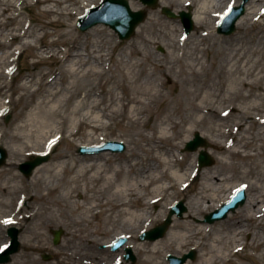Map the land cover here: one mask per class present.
<instances>
[{"label": "bare ground", "instance_id": "bare-ground-1", "mask_svg": "<svg viewBox=\"0 0 264 264\" xmlns=\"http://www.w3.org/2000/svg\"><path fill=\"white\" fill-rule=\"evenodd\" d=\"M34 1L32 4L31 0H0V125L5 115L14 112L6 132L15 143L8 148V166L0 169L3 178L0 230L15 223L10 195L20 188L26 192L36 189V201L59 206L62 213L79 218L73 224L68 247L61 254L57 252L62 260H74L76 256L72 253L76 245L89 240L86 228L93 226L95 220H108L112 214L123 216L124 222L138 235L143 227L158 220L152 217L151 206L164 207L177 192H186L188 181L194 176L199 187L189 199L188 214L184 220H177L164 238L147 242V264H163L166 247L172 243H177L176 253L188 247L198 251L199 260L187 264H235V258L238 264H264V186L258 184L264 182V64L249 58L250 53L260 54L257 50L245 52L241 47L235 54H227L218 65L221 49L216 39H210L215 41L212 66L217 74L229 75L231 83L224 84L220 92L216 85L208 90L207 82L212 78L208 71L205 75L202 70L204 56H210V49L202 45L209 39L200 37L213 36L216 29L214 25L200 34L204 29L203 16L211 13V9L222 12L229 2L238 0H229L222 11L215 9L218 5L213 0H199L193 14L199 26L198 37L180 39V55L172 54L178 49L175 39H149L140 29L137 40L124 49L125 58L120 55V60L115 55L118 45L113 35L105 43L97 42L91 52L80 49L81 38L66 19L71 20L79 9H86L88 0ZM130 2L132 7H137L135 0ZM37 6H44L42 14L50 18V22L42 24V33L25 24L22 18L23 10L31 11L32 15ZM247 13L238 22L240 28L248 20ZM254 15L261 23L264 11ZM151 22L158 23L153 19ZM48 27L57 28L59 39L49 40L53 34L46 31ZM101 27L92 28L87 36L105 33ZM189 40L192 65L183 62L184 47ZM260 40L264 45V38ZM165 41L172 50L165 57L146 52L143 47L153 49ZM25 52L31 70L25 66L23 73H19V59ZM47 62L58 66V74L40 70V65ZM112 63L115 69L111 68L112 76H108L105 64ZM176 65H180V74L189 72L199 82L203 80L201 86L195 90L182 86L178 90ZM161 87H167L169 92L165 94ZM210 118L211 136L222 158L218 159V167L195 174L197 153L185 164L184 157L176 151L192 138L201 124H211ZM114 122L121 130L119 136H136L141 140L139 145L135 143L140 152L129 151L130 161H125L124 166L117 162L109 164L112 157L109 153L79 157L60 152L52 163L39 166L26 184L15 172L23 158L54 150L61 143L74 150L76 146L90 145L79 142L83 137L88 141H105L103 136H107L105 132ZM240 163L249 164V169L241 171ZM227 171L238 172L240 180L248 181L245 186L252 195L221 226L193 224V219L203 217L231 198L232 188L226 184L233 175L227 176ZM38 213L28 216L30 222L23 228L27 249L18 259L33 261V253L42 251L50 240L46 231L56 218L48 216L41 227L33 228L31 224ZM161 214L165 216L167 212ZM7 242L8 238L2 246ZM245 250L254 253L247 254Z\"/></svg>", "mask_w": 264, "mask_h": 264}, {"label": "rangeland", "instance_id": "rangeland-1", "mask_svg": "<svg viewBox=\"0 0 264 264\" xmlns=\"http://www.w3.org/2000/svg\"><path fill=\"white\" fill-rule=\"evenodd\" d=\"M102 0H88L87 4L88 7L86 9H79L76 16H74V18H72L71 20L66 19V21H68L70 24H72L73 26V30L74 32L80 36V49L81 50H86L85 53L91 52L93 50V46L99 42V43H105L106 39H109V36L113 35V39L116 42V44L118 45V52L115 54L118 59L120 60V55L122 56L121 58H125L123 57V53H124V49L127 48V46L130 44L131 41L133 40H137V34H138V30L143 29V34L146 38L149 39H175L176 43L178 44V41L180 39H195L194 37L197 36V27L198 23L195 24L194 22V29L191 31V33L188 36H185V29L184 26L181 22L180 19H173V18H169L167 15H165L162 11L163 7H167L169 9H171L172 11L179 13L180 11H189V8L193 9V14L194 11L196 10V4H198L199 0H159V7L154 8V9H149L148 10V17L146 19L145 22H143L136 30V33L133 35V37L129 40H120L118 34L112 30L109 26H106L104 24H100L98 26H102L101 28L105 29V33H102L100 35H95L94 33L89 34V36H87V32H89V30L85 31V32H81L77 26V20L80 16L85 14V11L93 6H97L99 5V3ZM132 1V0H129ZM255 1V2H254ZM253 3L249 6H247V13L249 17L247 21H245V24L240 28L238 26L237 23V27H236V31L231 34V35H224V34H219L218 33V22L220 20V16H218L220 13L222 14V12H216L214 11V9H211V13L204 15L203 16V20H202V24H203V30H201L199 33L201 34H205L206 32L210 31V29L215 25L216 29H215V35L213 36H203L200 37V39H209V41H205L202 45L203 48H209L210 51V56L209 55H205L204 56V67H203V72L206 75V72L208 71L210 74V77L212 78V80L208 81L207 83H209V87L208 90H211L212 88H214V86L216 85V89L217 92L221 91V87L224 84H229L231 83V77L229 75L226 76H222L220 74H217V70L216 68H214L212 66L211 63V58H213V48L212 47L215 43V41H211L210 39H216L218 41V47L221 49V55L218 58V65L220 64V61L222 59H226L228 56H226L227 54H235L237 52L238 49H240L241 47L244 49L245 52L254 50H257L258 53L256 56H253L251 53L248 54L249 58H254L257 59L259 61H262V63L264 64V45H262L260 42V39L264 38V15L261 18L262 22L259 23L257 20L258 17H256L254 15L255 12H259L260 11H264V0H254ZM135 2L137 3V7L133 8L134 11H138V10H142L145 9L146 7L142 4V2L140 0H135ZM229 2V0H213L212 3L217 4L218 7H216L215 9H220V11H222L221 9H223L225 7V4ZM242 2V0H238V2L236 3L237 5H239ZM31 3L34 4L35 1L31 0ZM30 3V4H31ZM131 4V2H130ZM253 7V9L250 10V8ZM44 9V6H37L34 7L33 11H32V15H31V11H22V18L25 21V24H29L31 25V27L36 28L37 30H39L40 33H42V24H45L47 22H50V18L48 16H45L42 14V11ZM251 11H253L254 13H251ZM218 14V15H217ZM152 15V16H151ZM155 15V16H153ZM31 16H32V22H31ZM218 16V17H217ZM216 17V19H215ZM156 20V22H158L156 25L151 22V20ZM257 22V23H256ZM94 28V27H93ZM46 31L50 32L53 34V36L49 39L50 41H55L57 39H59V33L57 28L55 27H48L46 29ZM220 39V40H219ZM191 40H189L186 44L185 48V54L183 57V62L185 64H191L192 65V60L190 57V49H188V47H191ZM44 45L47 43H43ZM169 44L168 41H165V43L163 42L162 44H157L156 46H154V48H149V47H145V51H152L154 53H157L158 55H160L161 57H165L170 53H172V50H170L169 46H167ZM178 49H176V51H174L172 54L175 56L180 55V51L179 49L181 48L180 45L178 44ZM182 49V48H181ZM263 49V50H262ZM84 52V51H83ZM27 52L23 53L20 56L19 59V69L20 72L19 73H23L22 68H24L25 66L29 69L30 66H28V57H27ZM226 56V57H225ZM31 62H33V58L31 57ZM232 63H234V60H232ZM25 67V68H26ZM176 71L178 73V76L176 77V79L178 80V90H180V88L182 86L191 89H196L197 87L201 86V84L203 83V80H201V82H199L198 79H196L194 76L190 75L189 72L187 73H179L180 70V65H176ZM105 68H106V73L108 76H112L111 73V68H114L113 63L108 66L107 64H105ZM16 69V68H15ZM115 69V68H114ZM208 69V70H207ZM31 70V68H30ZM40 70L46 72V73H50V75H56L58 74V72L60 71L58 66H56L55 64H52L51 62H47L43 65H40ZM160 77H158L157 79H159ZM90 84V83H88ZM203 87V86H202ZM161 90L164 91L165 94H167L169 92V89L167 87L163 88L161 87ZM206 91V90H205ZM186 100V97H185ZM242 104H246V103H242ZM219 107H224L223 105H218ZM10 117L9 120L7 121V117ZM14 119V112H11L10 114L6 115L3 117V125H0V146L3 147V149H6L8 154H9V146H14V142L9 139L8 135L9 133L6 132V129L8 128V125H10L13 122ZM210 122L211 124L208 123H203L201 124L195 133L199 132L200 135L205 138L209 143H210V147L208 149H206L211 156L214 158V164L212 166L209 167H205L202 169H198V160H199V155L200 152L203 148H200L198 151L196 152H184L185 146L187 143L183 144L180 149L178 151H176V154L184 157L185 160V164L190 160L191 156H193L195 153H197L198 155V159H197V163H196V169H195V174H198L204 170L207 169H214L216 167H218V159L222 158V155L215 149V145H214V141H213V137L211 136L212 134V130L211 127L212 125V118H210ZM121 130L118 129V124L117 123H113L110 128L105 132L107 134V136H103L105 139V141H119V142H123L126 145V151L123 153H113V152H106L112 155L111 159H109V164L114 165L115 162L120 163L121 165H125L124 162L125 161H130V152L132 150H137L138 152H140V148H136L135 143L141 141L139 139V137H129V136H119V132ZM142 132H145L146 134H149V131H145L142 130ZM193 134L192 138L190 140L194 139V135ZM189 140V141H190ZM80 143H88L90 145H94V144H100V140L98 139H93L92 141H88L85 137L81 138L79 140ZM145 144V143H143ZM43 148V147H42ZM41 148V149H42ZM79 148L80 146H76L74 150H70V147L68 145L65 146L64 143H61L58 147H56L54 150L49 151L50 153V160L47 163H52L55 159V156L57 153L60 152H66V153H72L76 156L79 157H83V156H89V155H81L79 153ZM105 153V152H104ZM143 154L142 150L141 153ZM10 156V155H9ZM8 156V158H9ZM34 154L30 155L28 157L23 158L22 161L19 162L18 166L15 167V172L19 173L22 177V180L24 182V184L27 183L28 180H32V175L31 177H26L22 174V172L20 171L19 167L21 164H23L24 162L31 160L34 158ZM184 160L182 162H184ZM8 162L9 160L7 159V163L5 166L0 167V169L5 168L6 166H8ZM181 162V163H182ZM238 164V161H235ZM44 163V164H47ZM43 164V165H44ZM96 165H99L101 163H95ZM184 164V165H185ZM241 164V171H245L246 169H249V164L247 163H240ZM36 170V169H35ZM34 173V172H33ZM227 176L233 177L232 180H230L226 185L229 187V189L232 190L230 191L231 193V197L234 195L235 190H237L238 188L244 186L246 187V183L248 181L246 180H240V177L238 175V172L235 171H227L226 173ZM68 178V177H67ZM1 176H0V183L2 182ZM252 181H254V179H251ZM32 182V181H31ZM189 184L190 186L188 187L186 192H177L172 200L171 198L168 199V201L164 204V207H162V205L160 204H155L151 206V211H152V217H158V220L151 222L150 224L146 225L145 227L142 228V231H149L150 229L160 225L163 223V221L166 219V217L168 216L171 207L174 205V203L176 202H183L187 211L184 213L182 218H178L177 216L174 217L173 220V224L177 221V220H184L185 216L188 214L190 208H189V199H192L191 197H193L194 192L197 190V188L199 187V181L197 179H194V176H192L189 179ZM257 182V181H254ZM64 182L62 181V184ZM259 185H263L264 186V182H258ZM247 197L252 195V191L249 189L247 190ZM36 189H31V192H26L23 189H19L18 191L14 192L12 195H10L9 197V201L12 204V209L13 211L16 213V217L15 219V223L11 225V227H16L17 229H19V242L21 244V249H19V252H17L15 255L12 256V260L13 262H15L16 264H31V260L28 259H18L27 249L26 247L24 248V236L25 233L23 231L24 226H27L28 223L30 222V220L28 219L29 215L35 214L37 211H39L38 216L36 217V219L33 221V224H31L33 226V228H39L42 226V223L44 222V220L48 217L51 216L52 218L55 216L56 218V222L52 223L49 226V229L47 232V234L51 237L50 241L47 242V244L44 246L42 251H38L36 252L34 255V257L36 259H38L39 261H41V264H44V257L46 255H52L51 259H59V255H57V252H59L60 254L62 253L63 250H66V248L68 247L67 244L70 243L71 238L73 236L74 233V222H77L79 220V218H77V216L75 214H68V213H62V208L61 207H52L49 205H44L42 202L39 203V201H36L34 199V194L36 193ZM229 194V193H228ZM231 199V198H230ZM229 199V200H230ZM25 200L26 201V205L22 206V201ZM77 200H81L80 198H77ZM225 202H223L221 204L220 207H222V205ZM218 207V208H220ZM217 208V209H218ZM241 207H239L237 210H239ZM216 209H212L210 212L206 213L203 217L200 218H195L193 219V224H200V225H208L210 227H214V226H221L222 223L227 220V218L229 217V215L234 214L235 212H231L228 217L224 220L221 221H217L213 224H209L205 222V217L207 214L213 212ZM162 211H166L167 214L164 216L162 213ZM105 219V218H104ZM173 224L171 225L170 229L172 228ZM9 225L5 226V228H1L2 230H0V248L2 247V242L8 238V241H10L9 239V235H8V229L11 228ZM64 229V235L63 238L61 240V243L59 245H54L53 243V235H52V231L53 230H58V229ZM89 231V236H88V241L84 244L81 245H76V249L78 251V253H72L73 255L75 254V256L77 257L76 260L74 261H69L70 263L68 264H85L87 261H91L95 264H111V261H105V262H100L98 261L96 258H102V256H108L110 257V255H112V258L119 257L120 254H123V250L119 251L118 253H113L110 251L109 248H105L104 250H101V247L103 245L109 244L113 239L117 238L120 235H125L128 238V245H130L133 250H135L137 252V255L139 257V262L137 264H147V251H148V243L147 242H152V241H140V235L142 233H139L138 235L135 234L136 231L132 230L131 228L128 227V224H126L124 222V218L123 216H116V214H112L111 217L108 220H103V219H99V220H95L93 222V226L87 227L86 228ZM169 229V230H170ZM169 232V231H168ZM167 232V233H168ZM122 233V234H121ZM136 236V237H135ZM166 236V235H165ZM164 236V237H165ZM163 237V238H164ZM90 239H93V242L90 241ZM95 240V241H94ZM78 244V243H77ZM177 243H172L171 245H169L168 247H166L167 249L165 250L164 253V263L163 264H170L169 262V255H173V256H177V257H183L185 254L190 253L192 250H195L193 248H185L182 250L181 253H176V249H177ZM141 248V249H140ZM147 250H146V249ZM196 251V250H195ZM167 253V254H166ZM245 253L247 254H252L254 253L251 250H245ZM21 254V255H20ZM166 254V257H165ZM196 258L194 260L188 259L186 261L185 264H187L188 262H197L199 260V253L198 251H196ZM18 257V258H17ZM238 258H235V264H238ZM34 264V263H32ZM40 264V263H38ZM59 264V263H58ZM65 264V263H62Z\"/></svg>", "mask_w": 264, "mask_h": 264}, {"label": "water", "instance_id": "water-1", "mask_svg": "<svg viewBox=\"0 0 264 264\" xmlns=\"http://www.w3.org/2000/svg\"><path fill=\"white\" fill-rule=\"evenodd\" d=\"M141 1L148 8H155L157 7L159 0ZM248 1L249 0H244L240 7L231 9L223 17L219 26V33L231 35L235 32L236 23L240 17L245 14V5ZM163 12L170 17L177 18V15L167 8H164ZM146 17L147 10L133 11L128 0H103L99 7L90 9L86 16L81 17L77 23V26L81 31H86L95 25L103 23L114 29L119 34L121 40H127L131 38L136 28L146 19ZM180 17L185 25L186 35H188L194 28L192 15L191 13L181 12ZM200 146L208 148L209 143H207V141L203 139L199 133H196L195 140L188 143L186 151H196ZM106 150L123 152L125 150V145L116 142H108L101 147L81 148L80 152L83 154L99 153ZM6 156V152L0 148V166L5 164ZM49 158V155L38 156L33 161L21 165L20 169L25 175L30 176L36 167L47 162ZM213 163L214 161L208 155V153L206 151H202L200 155V168L211 166ZM245 201L246 194L245 190L242 188L241 190L237 191L236 196L230 203L224 205L222 209H219L208 215L206 217V222L214 223L215 221L225 219L230 211H235L239 206L243 205ZM185 210L186 209L183 206V203L177 204L161 226H158L149 232H144L140 239L155 241L163 237L169 226L172 224L173 215L177 214L179 217H182ZM61 234L62 231H59L56 234V243L59 242V237ZM10 235L12 237L11 245L9 248H6L2 254H0V257H2L0 258V263L8 262L11 258V255L20 249V244L17 240L18 231L16 229H12L10 231ZM195 257L196 253L193 251L190 254L185 255L183 258L170 256V260L171 264H184L188 258L195 259Z\"/></svg>", "mask_w": 264, "mask_h": 264}, {"label": "flooded vegetation", "instance_id": "flooded-vegetation-1", "mask_svg": "<svg viewBox=\"0 0 264 264\" xmlns=\"http://www.w3.org/2000/svg\"><path fill=\"white\" fill-rule=\"evenodd\" d=\"M102 250H104V249L102 248ZM125 256H126L125 249H123V254H121V257H122V260H123L122 264H133L131 262L126 261ZM76 259H77V257H75L74 260H76ZM96 259L98 261H100V262H105V261H111L112 262V261H114V259L112 258V255H110V257L103 255L102 258H96ZM74 260H69V261H74ZM69 261L55 258V259L44 260L43 263L44 264H58V263L59 264H62V263L68 264V263H70ZM32 263H34V264L40 263L41 264V261H39L37 259H34L33 261L31 260V264ZM78 264H80V263H78Z\"/></svg>", "mask_w": 264, "mask_h": 264}, {"label": "snow or ice", "instance_id": "snow-or-ice-1", "mask_svg": "<svg viewBox=\"0 0 264 264\" xmlns=\"http://www.w3.org/2000/svg\"><path fill=\"white\" fill-rule=\"evenodd\" d=\"M5 223H11V221H5Z\"/></svg>", "mask_w": 264, "mask_h": 264}]
</instances>
